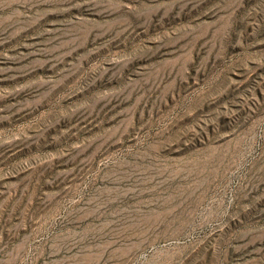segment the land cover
<instances>
[{
    "label": "rangeland",
    "instance_id": "1",
    "mask_svg": "<svg viewBox=\"0 0 264 264\" xmlns=\"http://www.w3.org/2000/svg\"><path fill=\"white\" fill-rule=\"evenodd\" d=\"M0 264H264V0H0Z\"/></svg>",
    "mask_w": 264,
    "mask_h": 264
},
{
    "label": "bare ground",
    "instance_id": "2",
    "mask_svg": "<svg viewBox=\"0 0 264 264\" xmlns=\"http://www.w3.org/2000/svg\"><path fill=\"white\" fill-rule=\"evenodd\" d=\"M160 230V229H159ZM168 237V236H167ZM176 238V237H175Z\"/></svg>",
    "mask_w": 264,
    "mask_h": 264
}]
</instances>
